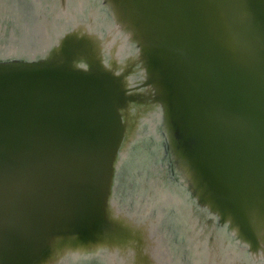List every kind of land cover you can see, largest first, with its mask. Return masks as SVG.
<instances>
[{"label": "water", "instance_id": "95a60500", "mask_svg": "<svg viewBox=\"0 0 264 264\" xmlns=\"http://www.w3.org/2000/svg\"><path fill=\"white\" fill-rule=\"evenodd\" d=\"M51 1L0 0L40 32L0 60V264H264V0H99L117 51L133 49L122 73L102 65L98 32H65L84 0L69 16L74 0ZM137 107L168 169L129 212L113 183Z\"/></svg>", "mask_w": 264, "mask_h": 264}, {"label": "bare ground", "instance_id": "6f19581e", "mask_svg": "<svg viewBox=\"0 0 264 264\" xmlns=\"http://www.w3.org/2000/svg\"><path fill=\"white\" fill-rule=\"evenodd\" d=\"M90 10H91V8L88 9V11H90ZM88 11H85L84 16L87 17L86 19L89 22L88 27L91 30L93 28V18L90 17L89 13H86ZM98 17H100V16H98ZM101 18H102V16L99 19H101ZM4 22L5 21L0 18V24H2ZM102 22H103L102 24L99 23V24L95 25L98 28L97 32H99V34H101L99 29L101 30V32H103V34H101V36L97 40L98 44L96 46V49H98L100 51L101 57L103 55L105 59L107 58V60H103L102 65H106L109 67L110 66L116 67L117 72L122 73V68H124V65H122L120 63L122 60H120V62L119 61L115 62V61H113L114 59L111 58L110 54H112V52L115 50L116 54L118 56L119 55L121 56V58L118 57L119 59L129 58L128 60L122 61V62H125V65H126L127 63L131 62V52L126 51L124 54L123 52H120L122 50L117 51V48L119 49V47L122 46L121 43H119V41L118 42L114 41V39H113L114 36H113V34H111L110 24L106 21H103V20H102ZM69 25L73 26V24H69ZM62 29H63V27H62ZM14 30L18 32V27L15 26ZM71 32L80 33L83 36V38H86V36L90 37V34H88L85 31L84 25H80V24L78 25L77 24ZM101 38H103V39L101 40ZM88 40H90V39H88ZM27 42H28V40L25 43L27 44ZM110 45H111V47H113L112 49L109 48ZM2 58H0V60L5 59V58H3V59ZM127 67H128V65H127ZM130 111L133 115L131 114V116H132L131 120L129 117V119L125 122V124H126L125 125L126 135H125L124 140L126 142L124 143V147L118 156V163H119V166L123 165V164L126 165L125 166L126 170H127V166L131 167V171L129 172V179L131 178V179H133L134 182L138 183L139 188L140 189L142 188V190L145 192L144 197L147 199L146 186H152L150 180H153V178L150 176L151 172H149L148 170L150 168H153V166H159V164L161 166H164V164H166V162L168 160L166 157L168 155V153H167L168 149L166 147L163 134L156 135L153 132L154 120L156 119L154 117V115H152L153 111L148 110V109H146L145 111H142V109L138 108V107L136 109H130ZM141 111L146 112V113L141 114ZM133 116H135V119L133 118ZM137 120H139V121L137 122ZM137 125L140 128H139V133H137V139H136V137L132 133L135 132L134 128ZM138 136H140V137L138 138ZM134 141H136V142L131 145L130 142H134ZM141 143L144 145L143 150L136 146L137 144L140 145ZM129 149L132 150L131 151L132 154L128 155ZM165 151H166V154H165ZM127 156H128V158H127ZM139 168H141V170H139ZM158 169L159 168H157V170ZM155 170H156V168H155ZM141 171L143 173L140 174L139 176L142 175L141 176L142 178H140V177L138 178V176L136 174H137V172L141 173ZM116 176H117V174H116ZM146 176H147V178H146ZM143 178L144 179L146 178V182L143 181ZM148 182H149V184H148ZM140 184H141V186H140ZM138 185H137V188H138ZM136 194H138V193L136 192ZM163 230H164V232L168 233L167 235L172 240L171 242L168 241V243L170 244V247L173 246L174 244L178 243L175 240L173 234L171 233V231L169 229L164 228ZM177 238H178V236H177ZM178 241L180 242L179 239H178ZM174 251H175V249H174ZM76 256H78V254L74 253L71 256V258L69 259V262L67 264H86L85 260L75 261L74 258ZM98 257L103 258V255H99ZM181 261H183V260L181 259ZM180 263H182V262H180Z\"/></svg>", "mask_w": 264, "mask_h": 264}, {"label": "rangeland", "instance_id": "374dc122", "mask_svg": "<svg viewBox=\"0 0 264 264\" xmlns=\"http://www.w3.org/2000/svg\"><path fill=\"white\" fill-rule=\"evenodd\" d=\"M84 10L86 11V9H84ZM43 12L45 13L46 16H48V14L46 13L47 12L46 10L43 11ZM0 18L1 19L5 18L7 20L8 16L6 14H1L0 13ZM86 18H87L86 16H83L81 14V16H78V18H77L78 22L77 23H73V26L72 25L70 26L69 24L65 25L66 26L65 32H71L73 30V28L77 24L78 25L80 24V25H84L85 31L88 34H96L97 35L98 28L94 25L92 30H90L89 27H88L89 26V22H88V20ZM93 23H95V20L93 21ZM57 24H59V23H57ZM12 28H14V27L9 23L8 20H7V22H4V23L0 24V57L1 58L2 57L5 58V56H12V54L15 55V54L18 53L16 47H13L14 49L12 47L10 48L9 36H10L11 33L12 34L16 33V31L14 29L12 31ZM57 29L63 30L62 27L61 28L57 27ZM99 31H100L101 34H103V32H101L100 29H99ZM101 34H99V32H98L99 36H101ZM14 36H16V34ZM120 38H121L120 36H117L116 38H113V39H114V41L118 42V40ZM102 39L103 38H101V40ZM110 47H111V45L109 46V48ZM112 48L113 47H111V49ZM121 64L125 66V62H121ZM138 133H139V130H138ZM160 135H161V133H160ZM139 137L140 136H138V138ZM136 141L130 142V144L132 145ZM141 144L140 145L137 144L136 146L143 150V146L144 145L143 144L141 145ZM131 151H132L131 149L128 150V155L132 154ZM165 154H166V151H165ZM127 158H128V156H127ZM125 166L126 165L123 164V165H120L118 167L119 169L117 170V173H116L117 176L114 178L113 200L116 201L117 205H119V206L123 205V204H124V206H128L127 208L129 210V212H132V211H134L135 208L139 209V207H137L139 204H141L140 207L144 206V197H142V195H140L141 193L139 194L140 188H139L138 183L134 182L133 179H131V178L129 179V172L131 171V167L127 166V170H126ZM165 167L168 169V165L167 164H165ZM155 168H156V170H155ZM157 168L162 169L163 166H161L159 164V166H153V168H150L148 171L151 172V175H156L157 171L159 170V169L157 170ZM139 170H141V168H139ZM142 173H143L142 171H141V173L137 172L136 175L138 176V178L139 177L142 178L141 177L142 175L139 176ZM146 178H147V176H146ZM146 178L145 179L143 178V181L146 182ZM148 184H149V182H148ZM137 185H138V188H137ZM140 186H141V184H140ZM136 192L138 194H136ZM135 202H137V206H135V204H134ZM138 211H140V210H138ZM167 234L168 233L165 232L164 240L167 243V247L171 250L172 255H173V253H174V247L173 246H176V244H174L173 246L170 247V244L168 243V241L171 242L172 240ZM243 248L241 246H239L238 250L241 251ZM244 251H246V249ZM247 254H248V252H247ZM241 257H243V256L241 255ZM180 262H182V264H184V260L181 261V258H180ZM85 263L86 264H108V261L106 260V258L103 259V258L98 257V258H95V259H93L91 261H86Z\"/></svg>", "mask_w": 264, "mask_h": 264}, {"label": "flooded vegetation", "instance_id": "af4514ba", "mask_svg": "<svg viewBox=\"0 0 264 264\" xmlns=\"http://www.w3.org/2000/svg\"><path fill=\"white\" fill-rule=\"evenodd\" d=\"M59 0H55V2H56V4L58 5V8H63L62 6H61V4L59 5V2H58ZM67 1V0H66ZM75 1H77V0H74V1H72L71 2V5H67V7H66V10L69 12V13H67V15L69 16V15H71L72 13L71 12H73L72 10H70V9H72V8H77V5L75 4ZM67 2H69L70 3V0H68ZM84 2V4L85 5H88V7L86 8V11H88V9H90L91 8V12L90 11H88V12H86V13H89L90 14V17L91 18H93V21L95 20V23H94V25H96V24H102L103 22H102V20L103 21H106V22H108V18H107V16H108V14H107V12L106 11H104V10H101V8L98 6V4H95L96 2H99V0H84L83 1ZM100 3V2H99ZM47 4H51V6H53L54 8H56L55 7V4L51 1V0H47ZM89 5H91V6H89ZM95 5H97V6H95ZM81 6L82 5H80L79 7L81 8ZM98 9L99 10H101V11H98ZM23 13V11L21 12V14ZM102 13H105V14H107V16H104ZM88 14V15H89ZM101 14L103 15V17L101 18V19H99L100 17H101ZM98 16H100V17H98ZM32 22V18L30 17V18H27V20H25V17H22V19H20V22L21 23H19V24H17V27H20L21 26V28H23V31L22 32H20V30H19V28H18V32L16 31V33H14V34H10V36H9V41H10V48L12 47H16V49H20V50H22L23 49V51H30V49H36V42H35V40H38L39 38H40V32L38 31V29L36 28L35 29V31H34V26H33V23H31V22H29V24L28 25H24V21H29V20ZM2 20H4L5 22H7V20L5 19V18H2ZM44 20H45V23H44V25H43V33L44 32H46L47 34H50V33H52L53 32V26H52V24H54L55 25V22H57V21H55V22H53L52 24L50 23V20H46L45 18H44ZM48 21V22H47ZM109 23V22H108ZM11 24V23H10ZM13 27H14V25L13 24H11ZM113 28L111 29V34H113V36H120L121 38H123L124 36L123 35H119V34H117V31H116V29H115V25L113 24ZM33 29H32V28ZM62 26H60L59 28H61ZM64 28V27H63ZM13 29L14 28H12V31H13ZM26 29V30H25ZM70 33V32H69ZM16 34V36H14ZM19 37H21V41L19 40L20 38ZM116 37H113V38H116ZM27 39L28 40V42H27V44L25 43L26 41H24L25 39ZM119 42H120V40H119ZM88 47V46H87ZM111 48V47H110ZM14 49V48H13ZM117 50H118V48H117ZM126 51H129V52H131V55H132V53H133V49L131 48V47H126L125 48V52ZM113 52H115V50L113 51ZM112 52V53H113ZM1 58V57H0ZM9 59V56H5V59ZM3 59V58H2ZM129 58H126V60H128ZM130 63V62H129ZM129 63H127L125 66H124V68H122V69H124V70H126V69H128L129 67H127V65L129 66ZM124 70H123V72H124ZM168 252L172 255V252H171V250L168 248ZM172 259L173 258H170V260L172 261Z\"/></svg>", "mask_w": 264, "mask_h": 264}]
</instances>
